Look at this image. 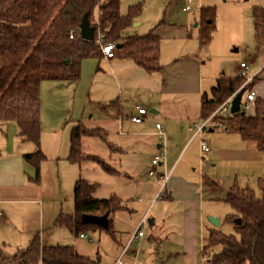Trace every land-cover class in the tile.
<instances>
[{
	"label": "crops",
	"instance_id": "crops-1",
	"mask_svg": "<svg viewBox=\"0 0 264 264\" xmlns=\"http://www.w3.org/2000/svg\"><path fill=\"white\" fill-rule=\"evenodd\" d=\"M184 1L185 6L191 5L192 9L196 7L200 11V18L203 7L213 6L233 14L234 20L230 27H220L219 16L217 32L205 48L201 47L200 35L197 38L198 46L194 45L195 37L189 28L182 24L165 22L156 26L153 29L162 39L161 69L152 74L139 67L133 60L104 56L100 59H84L81 79L76 84L54 81L42 83L41 147L47 156L42 169L45 173L47 166L53 168L49 164L56 165L52 175L60 182V196H50L44 176L41 184H35L30 180L35 175V168L26 164L24 155L36 151L37 147L21 137L18 124L15 125V122L0 124L1 246L6 245L12 234H18L31 241L37 233H41L42 245H48L52 232L44 236L43 230H38V225L39 223L43 227L48 225L51 229L63 213L61 204L56 199H63L64 177L71 176L72 168L78 167L77 164L70 162L68 157L71 152L72 131L81 122L89 128L103 129L110 143L117 147L116 151H112L101 138L85 137V152L106 159L120 171L119 174L112 175L105 172L96 162L88 161L84 163L89 164L88 167L81 169L82 171L86 169L85 177L102 185L105 182L109 188L111 187V193L120 195L126 201L137 192L140 196L138 199H144L142 207L134 205L135 208L130 209L125 203L128 207L126 210L139 214L138 221L141 223L145 218L149 220V210L152 201L155 200L153 198L156 188L151 180L154 177L149 176V171L152 159L159 150L164 152L165 157L158 169L163 171L160 173L170 175L167 197L172 202L178 198H185L183 203H199L204 199L203 190L207 186L215 190L214 183H210L209 179L202 177L200 183L194 180L192 172L196 173V167L202 164L201 155H206L203 159L211 165L226 160L252 159L258 162L264 160V152L259 149L257 142L246 141L236 132L229 131L232 134L228 135V138L232 140L220 144L215 142L212 136L206 137L207 133L202 137L193 138L190 131L193 123L202 119L204 93L210 94L217 80L228 72L225 61L230 57L236 59V56L230 55L229 52L236 38L232 34L234 27L239 29L247 26L248 16L252 23L254 7L264 6V0ZM241 65L239 73L243 74L244 71L247 72L249 66L245 69ZM263 72L264 65L257 67L253 71V76ZM143 107L149 113L143 123L137 124L132 121V117ZM158 123L163 126L165 140L158 138ZM201 139L210 143L211 152L203 151ZM194 141L198 142V150L189 154L188 167L181 168L182 160ZM188 146L181 159L184 149ZM84 164H81L80 168ZM97 197L103 196L99 193ZM33 213L36 220L33 219ZM151 220L154 225L155 219ZM210 223L212 227L217 228ZM135 233L136 230L113 264L123 262L122 253L137 240L129 246ZM4 252L8 258H12L6 253L5 248ZM101 261L102 264H108Z\"/></svg>",
	"mask_w": 264,
	"mask_h": 264
},
{
	"label": "trees",
	"instance_id": "trees-1",
	"mask_svg": "<svg viewBox=\"0 0 264 264\" xmlns=\"http://www.w3.org/2000/svg\"><path fill=\"white\" fill-rule=\"evenodd\" d=\"M140 6L124 15L121 0H0V124L15 122L25 141L33 143L37 150L24 155L27 165L35 168L30 180L42 182V165L47 160L42 150V98L41 86L45 81L76 84L81 79L82 61L87 58H103V46L116 43L115 57L133 60L149 73L161 69L162 39L155 29L146 35L126 36L134 25ZM87 14L96 27L91 41L81 36V23ZM217 8L201 9L200 33L202 48L208 46L216 32ZM254 22L257 38L264 40V8L254 7ZM74 35L71 38V35ZM102 36V38H101ZM101 39L99 43L98 40ZM121 46L118 48V46ZM261 74L250 83L245 75L220 77L210 94L204 93L201 118L215 115L221 105L242 89H254ZM246 91V92H247ZM234 99V98H233ZM217 116L216 120H223ZM227 131L236 132L246 141H255L264 152V100H256V115L244 111L226 119ZM214 131V130H213ZM85 137H99L112 151L117 147L108 140L101 128H89L82 122L71 134V152L68 160L74 164L96 162L105 172L117 175L118 171L106 159L87 154ZM261 195L250 188L233 186L227 197L234 209L227 220L236 222L238 235L226 234L218 228L210 230L203 248L211 264H264V176L259 178ZM99 184L80 178L75 185L76 212L61 213L55 224L67 227L73 234L81 236L88 231L106 230L115 240L113 213L126 210V203L114 195L109 199H98L95 192ZM84 214L110 215L109 228L94 223H84ZM206 239V238H205ZM222 249L218 252L216 248ZM102 264L101 258L81 254L71 245H42L38 233L26 248L18 249L12 258L4 253L0 245V264Z\"/></svg>",
	"mask_w": 264,
	"mask_h": 264
},
{
	"label": "rangeland",
	"instance_id": "rangeland-1",
	"mask_svg": "<svg viewBox=\"0 0 264 264\" xmlns=\"http://www.w3.org/2000/svg\"><path fill=\"white\" fill-rule=\"evenodd\" d=\"M185 3L184 0H121V11L124 15L128 14L132 7L140 6L141 8L140 13L134 19V25L128 29L126 35H145L156 26L158 27L161 23L165 22L168 24H182L192 32L195 37L193 43L198 46L197 38L203 30L199 16L200 11L195 7L191 12H185L183 10ZM262 7L264 8V6ZM219 16L221 20L220 27L231 26V22L234 20L233 14L222 9H217V20ZM247 20V26L239 29L234 27L232 34L236 38L233 40L229 52L230 55L236 56V59L230 57L225 61L228 72L226 75H223V77L243 75L239 73V66L244 62L249 66L246 84L250 83L248 77L253 76V71L257 67L264 65V40L262 43L259 42L255 22L252 21L251 23L249 16ZM135 24L140 25L135 26ZM216 26L218 27L217 21ZM104 55L106 54L104 53ZM253 78L254 76L251 80ZM253 88L258 95L257 101L264 100V72L260 75ZM247 115H256V102L247 111ZM14 124L17 125L16 123ZM230 134L232 133L229 130L226 131L221 128L208 131L206 137L212 136L215 142L224 144L232 140L228 138ZM188 148L189 146L184 149L181 159ZM197 150L198 142L194 141L182 160L181 168L188 167L190 162L189 154ZM203 157H206V155H201L202 164L196 167L197 172H192V175L197 183H200L202 177L209 179L210 183H214L213 187H215V190H212L211 186H207L203 190L204 199L202 202L183 203L182 201H185V198H178L173 202L169 200L167 193L171 181H169L168 186L162 191V197L156 199L160 193V186L155 178H151L153 180L152 185L156 188V194L153 198L155 200L152 201V206L149 210V220L155 219V224H150L148 220L142 226L145 236L137 239L134 244L122 253L121 259L125 264H211L208 256L203 254L204 244L210 235V230L214 229L210 223V217L222 219V223L217 227L218 230L226 234L238 235L236 222L227 220L234 213V209L226 202V196L235 185L242 188H250L257 195H261L259 178L264 176V160L261 162L252 159L226 160L211 165ZM49 165H52L53 168H48L47 166L45 173L44 169H42V182L44 176L48 193L51 197H58L60 196V182L56 176L52 175L56 165ZM88 165L84 164L80 168V164H77V168H72L73 174L64 177L63 199H56L59 200L61 204L60 208L64 214L73 215L76 212L75 185L80 178L87 179L85 177L86 169L83 171L81 169L82 167H88ZM159 172L163 171L159 170ZM91 182L99 184L98 190L94 193L98 199H109L116 195L126 202L130 209L135 208L134 205L139 207L143 205L144 199L139 200L137 192L133 193L130 200L126 201L120 195L111 193V187L109 188L105 182H103V185L100 182L92 180ZM99 193L103 197H97ZM112 218H114V229L119 233L117 240L106 230H98L96 232H86L93 239V241H90L89 239L82 238L80 234H73L67 227L57 226L55 223L51 229L48 225L43 227L39 223L38 230H43L44 236H48V232H52L49 236L48 245H71L83 255L91 258L100 257L104 262L113 264L121 254L122 249L126 246L130 236L139 228L141 221H138L139 214H136L135 211L129 212L128 210H119L113 213ZM33 219L36 220L34 213ZM204 238L206 239L204 240ZM29 244V239L22 238L18 234H12L3 247L6 253L13 257L18 249L26 248ZM221 249V247H218L215 251L218 252ZM125 253L126 255H124ZM40 264L43 263L41 262Z\"/></svg>",
	"mask_w": 264,
	"mask_h": 264
},
{
	"label": "built area",
	"instance_id": "built-area-1",
	"mask_svg": "<svg viewBox=\"0 0 264 264\" xmlns=\"http://www.w3.org/2000/svg\"><path fill=\"white\" fill-rule=\"evenodd\" d=\"M185 11H192V6L188 5L185 8ZM74 35H71V38H73ZM102 38V36H101ZM98 42H101V39L99 38ZM117 48L116 43H109L103 46V52L106 54L105 56L108 58H113L115 57V49ZM242 68H248V66L245 63H242ZM243 75L247 76V72L244 71ZM249 78V81H251V78ZM234 96L231 97L230 99L226 100L221 107L216 111L215 115H213L212 117H209L207 119H201L195 123H193V125L190 127V131L193 133V138L196 137H202L204 134L208 133V131H213L215 129H225L227 131L228 127H227V123H226V119L233 117V113L231 111V106H232V100H233ZM257 93L254 89L247 91L242 99L241 102V111L247 112L248 110H250L252 108V105H254V103L257 100ZM149 111L143 107L140 108L138 111V114L134 115L132 117V121L140 124L143 123L145 121V117L148 115ZM217 116H221L223 117L222 121L221 120H216L215 117ZM157 129H158V138L159 140H165L166 139V134L165 131L163 129V126L158 123L157 124ZM201 147L203 149V151L205 153H209L212 151L211 149V145L209 142H207L204 139H201ZM165 157L164 152H162L161 150H159L153 157L152 162H151V169L149 171V176L150 177H154L157 179L158 184L160 186L159 188V195L156 197V199L162 197V191L168 186V183L170 181V175L167 173H160L159 172V167L163 161ZM147 223V219L145 218L141 225L139 226L138 230L136 231L135 235L132 237L129 246L131 245V243L136 240V239H140L143 238L145 236L144 231L142 230V226L144 224ZM81 237L84 239H89L90 241H92L93 239H90L89 236L87 234H81ZM116 264H124L122 261H119Z\"/></svg>",
	"mask_w": 264,
	"mask_h": 264
},
{
	"label": "water",
	"instance_id": "water-1",
	"mask_svg": "<svg viewBox=\"0 0 264 264\" xmlns=\"http://www.w3.org/2000/svg\"><path fill=\"white\" fill-rule=\"evenodd\" d=\"M80 29H81V36L83 39L91 41L95 38L96 27L91 24V21L87 14H85L83 17ZM120 47L121 46L119 45L118 48ZM246 91H247L246 88H242L232 100L231 111L233 114L242 112L241 102ZM82 220L84 223L87 224L94 223L105 229H108L110 224V215L106 214L103 216H99V215L84 214ZM210 221L214 224L215 227H218L221 223V219H218L216 217H210ZM150 223L153 224V221L151 220ZM236 223L237 225H241L242 220L240 218H237Z\"/></svg>",
	"mask_w": 264,
	"mask_h": 264
}]
</instances>
